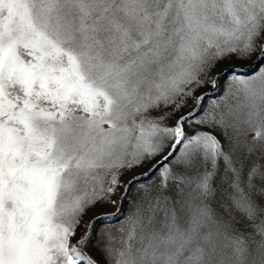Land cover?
I'll return each instance as SVG.
<instances>
[{"label": "snow or ice", "instance_id": "1", "mask_svg": "<svg viewBox=\"0 0 264 264\" xmlns=\"http://www.w3.org/2000/svg\"><path fill=\"white\" fill-rule=\"evenodd\" d=\"M257 153L264 0H0V264H264Z\"/></svg>", "mask_w": 264, "mask_h": 264}, {"label": "rangeland", "instance_id": "2", "mask_svg": "<svg viewBox=\"0 0 264 264\" xmlns=\"http://www.w3.org/2000/svg\"><path fill=\"white\" fill-rule=\"evenodd\" d=\"M255 61H256L255 56H253L248 61H241V60H238L236 57H233L231 60L225 61L223 64H218L213 74L215 75L216 73H219L221 84L223 85L231 75L230 65L237 66L235 68V71L237 73H250L253 69L249 67V65H252ZM222 69L223 71H221ZM211 89H212V85L209 84L207 87L201 88L200 91L197 93L199 95L206 91L209 92V96L206 98L205 104H210L214 99H216L219 95H221L223 91L222 87L219 91H216V92H212ZM252 161H256L257 163L264 164V160L259 159V153L254 155L249 161V163H251ZM146 171H147V166H145V168H142V169H136L135 172H130L125 177V179H129L131 178L132 175H137L138 180H139V183L133 185L132 190L129 193V199L134 197L136 189L140 187L141 184H151L158 179V173H153L148 176L141 175V173L146 172ZM120 191L123 192V189H121ZM129 208H130L129 200H125L123 204V212H127ZM114 211H115V208H113L112 206L97 207L93 209L92 211H90L88 215L85 217V219L86 220L90 219L93 215L100 213V212H114ZM122 220H123V215H120L117 220L112 221L110 224H108L109 230L114 232L116 228L119 227V221H122ZM103 227H105L103 223H98L96 225L97 229H100ZM96 239H99V237H96ZM88 250L93 256H95L98 260L101 261V264H104V256L98 250L97 244L93 243V244L88 245Z\"/></svg>", "mask_w": 264, "mask_h": 264}]
</instances>
